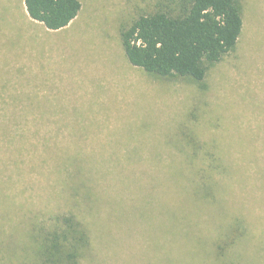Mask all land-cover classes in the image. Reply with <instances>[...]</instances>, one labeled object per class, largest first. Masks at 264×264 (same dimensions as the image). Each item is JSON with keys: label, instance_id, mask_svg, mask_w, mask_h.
<instances>
[{"label": "rangeland", "instance_id": "1", "mask_svg": "<svg viewBox=\"0 0 264 264\" xmlns=\"http://www.w3.org/2000/svg\"><path fill=\"white\" fill-rule=\"evenodd\" d=\"M78 1L49 31L0 0V264H35L27 233L59 213L89 225L81 264H208L203 238L233 218L248 236L231 262L264 264V0H243L237 50L205 89L128 63L119 28L154 0ZM181 133L231 166L212 179L219 204L189 197L203 158Z\"/></svg>", "mask_w": 264, "mask_h": 264}, {"label": "trees", "instance_id": "2", "mask_svg": "<svg viewBox=\"0 0 264 264\" xmlns=\"http://www.w3.org/2000/svg\"><path fill=\"white\" fill-rule=\"evenodd\" d=\"M22 2L27 16L49 31L67 27L81 9L78 0ZM244 14L243 0H154L149 12L119 28V39L128 63L146 75L188 79L205 89L208 71L236 52ZM190 116L197 119L192 113ZM183 137L191 158H203L202 165L196 169L193 166L200 183L192 188L189 197L195 203L219 204L212 179L216 174L221 179L230 178L231 166L222 163L218 144L206 150L194 137ZM33 224L27 241L36 243L35 264H81L92 250L88 223L73 213L54 214ZM226 224L218 227L211 240L203 238L199 254L207 258L208 264H234L230 258L238 256L236 245L248 236L243 219L233 218Z\"/></svg>", "mask_w": 264, "mask_h": 264}, {"label": "crops", "instance_id": "3", "mask_svg": "<svg viewBox=\"0 0 264 264\" xmlns=\"http://www.w3.org/2000/svg\"><path fill=\"white\" fill-rule=\"evenodd\" d=\"M22 6H23V2H22ZM23 9H24V6H23ZM24 13H25V16L29 19V20H31L28 16H27V14H26V12H25V9H24ZM32 22H35V21H33V20H31ZM35 23H38V22H35ZM38 24H40V23H38ZM41 25V24H40Z\"/></svg>", "mask_w": 264, "mask_h": 264}]
</instances>
